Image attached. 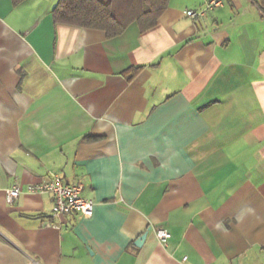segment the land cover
<instances>
[{"label":"crops","instance_id":"0c3cea01","mask_svg":"<svg viewBox=\"0 0 264 264\" xmlns=\"http://www.w3.org/2000/svg\"><path fill=\"white\" fill-rule=\"evenodd\" d=\"M206 1L108 37L0 0V264H264V10ZM56 175L91 216L27 191Z\"/></svg>","mask_w":264,"mask_h":264},{"label":"trees","instance_id":"16d2710c","mask_svg":"<svg viewBox=\"0 0 264 264\" xmlns=\"http://www.w3.org/2000/svg\"><path fill=\"white\" fill-rule=\"evenodd\" d=\"M23 0H12L18 4ZM169 0H58L52 9L54 23L102 29L108 37L137 24L141 31L153 27ZM264 10V0H259Z\"/></svg>","mask_w":264,"mask_h":264},{"label":"built area","instance_id":"2783aa9c","mask_svg":"<svg viewBox=\"0 0 264 264\" xmlns=\"http://www.w3.org/2000/svg\"><path fill=\"white\" fill-rule=\"evenodd\" d=\"M223 3L224 0H207L203 7L189 9L188 13L192 17L203 16L208 10L223 5ZM23 191L22 186L18 183L7 188V201H15ZM27 191L31 193L51 192L54 197L53 212L56 215L67 214L75 210L81 212L85 217L92 215L94 200L84 195L82 182H65L59 175H56L51 179L29 184ZM155 232L162 242H166L172 235L171 231L164 227L155 228Z\"/></svg>","mask_w":264,"mask_h":264},{"label":"water","instance_id":"95a60500","mask_svg":"<svg viewBox=\"0 0 264 264\" xmlns=\"http://www.w3.org/2000/svg\"><path fill=\"white\" fill-rule=\"evenodd\" d=\"M146 235H147V233H143L141 236H139V237L136 239L135 243H136L137 245H141V243H142L143 240L145 239Z\"/></svg>","mask_w":264,"mask_h":264}]
</instances>
